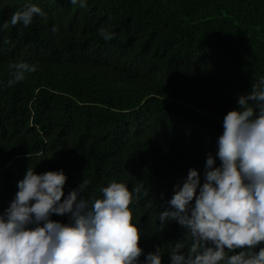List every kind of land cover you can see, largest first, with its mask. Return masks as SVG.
Returning a JSON list of instances; mask_svg holds the SVG:
<instances>
[{
	"label": "trees",
	"instance_id": "obj_1",
	"mask_svg": "<svg viewBox=\"0 0 264 264\" xmlns=\"http://www.w3.org/2000/svg\"><path fill=\"white\" fill-rule=\"evenodd\" d=\"M29 3L47 21L0 32V212L29 166L63 169L65 194L83 179L97 194L143 180L148 197L130 205L139 245L169 264L185 230L159 231L158 214L190 168L203 176L223 117L264 77V0H0V24ZM21 58L37 71L8 87Z\"/></svg>",
	"mask_w": 264,
	"mask_h": 264
},
{
	"label": "clouds",
	"instance_id": "obj_2",
	"mask_svg": "<svg viewBox=\"0 0 264 264\" xmlns=\"http://www.w3.org/2000/svg\"><path fill=\"white\" fill-rule=\"evenodd\" d=\"M69 3L87 6V0ZM37 18L46 22L48 14L26 4L0 24V32L28 28ZM52 31L59 33V27ZM99 33L106 41L116 37L105 28ZM8 69L6 84L12 87L37 65L21 58ZM222 129L215 153L206 154L203 176L190 168L158 214L159 231L171 222L185 230L167 252L169 264H264V77L239 96ZM67 179L63 169H26L0 212V264H163L161 247L145 255L139 245L142 232L130 208L149 195L143 180L130 189L113 179L97 194L89 193L91 181L83 179L65 194Z\"/></svg>",
	"mask_w": 264,
	"mask_h": 264
}]
</instances>
